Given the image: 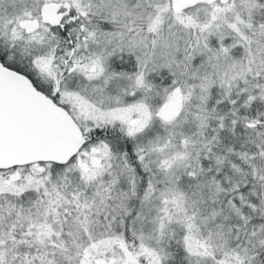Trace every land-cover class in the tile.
Here are the masks:
<instances>
[{
    "label": "snow or ice",
    "instance_id": "snow-or-ice-1",
    "mask_svg": "<svg viewBox=\"0 0 264 264\" xmlns=\"http://www.w3.org/2000/svg\"><path fill=\"white\" fill-rule=\"evenodd\" d=\"M0 264H264V0H0Z\"/></svg>",
    "mask_w": 264,
    "mask_h": 264
}]
</instances>
